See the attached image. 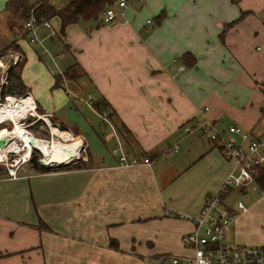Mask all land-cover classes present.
Masks as SVG:
<instances>
[{
    "label": "crops",
    "instance_id": "obj_1",
    "mask_svg": "<svg viewBox=\"0 0 264 264\" xmlns=\"http://www.w3.org/2000/svg\"><path fill=\"white\" fill-rule=\"evenodd\" d=\"M8 1L0 0V56H20L14 67L34 110L57 123L28 129L41 141L53 128L69 131L84 165L39 170L25 160L17 176L0 172V264H146L190 252L183 234L235 167L223 151L224 140H241L230 127L264 133V0H130L126 18H80L64 30L55 14L57 34L39 26L66 58L54 74L45 44L24 31L32 12L25 18ZM50 1L59 9L69 0ZM162 10L160 22H148ZM207 106L218 139L185 129ZM120 142L142 161L121 164L113 152ZM262 191L256 212L248 206L230 230L255 243H236L264 246Z\"/></svg>",
    "mask_w": 264,
    "mask_h": 264
},
{
    "label": "built area",
    "instance_id": "obj_2",
    "mask_svg": "<svg viewBox=\"0 0 264 264\" xmlns=\"http://www.w3.org/2000/svg\"><path fill=\"white\" fill-rule=\"evenodd\" d=\"M130 0H115L108 4L102 11V21L111 23L120 16L127 15V7ZM152 19L149 18L148 22ZM40 24L51 27L49 35L57 34V29L52 25L50 18H43L38 22L33 14L25 21V33L32 42H42L39 34ZM184 69V65L181 66ZM30 96V94H25ZM24 95H8L22 100ZM1 97V91H0ZM209 107L201 109L202 120L196 127L187 126V131L198 128L202 132H207L214 139L221 136V131L207 117L206 111ZM231 132L241 135V140L229 138L223 141V151L227 158L235 161V167L226 177L222 188L217 192L207 194L205 202L200 212L195 216V227L193 230L183 234L182 241L190 248L188 253L163 252L156 256L148 257L146 264H264V246L235 243L230 236V226L238 218L242 211L248 209V205L242 200H236V207L227 202V193L236 188L246 187L259 188L257 175L261 167L264 166V133L254 134L240 125H232ZM113 152L120 156L123 165H132L141 162L137 157H131L129 152L120 142ZM31 154L27 160L31 159ZM15 159V154L7 152L8 171L12 176L18 175L21 163ZM39 161L42 163L41 158ZM145 163L151 164L150 159H145ZM54 166V164H48ZM264 190V188H263Z\"/></svg>",
    "mask_w": 264,
    "mask_h": 264
},
{
    "label": "rangeland",
    "instance_id": "obj_3",
    "mask_svg": "<svg viewBox=\"0 0 264 264\" xmlns=\"http://www.w3.org/2000/svg\"><path fill=\"white\" fill-rule=\"evenodd\" d=\"M32 1V0H31ZM161 1V0H159ZM165 2V0H163ZM162 2V1H161ZM32 9H30L29 12H27V14H25V18L29 15V13L31 12ZM149 18H151L152 20H154V24H156L155 22V15L153 16H149ZM51 22L54 23V21L50 20ZM39 34H40V37H44L43 34L40 32L39 30ZM28 38V37H27ZM26 37L25 38H22L23 42L26 44V43H30ZM49 40H46V41H42L43 44H45V47L43 48L44 49V55H43V58L45 60V62L48 64V69L49 71H53V74L54 73H57L59 72V70H61V64L64 63V61L66 60V58H63L61 57V51L59 52L58 49H56L54 47V45H52L51 43L49 44V46L47 45ZM11 57H14V61H13V65L11 68L14 67V65L16 64L17 61L20 60V56H17L14 54L13 50H7L5 51L1 56H0V73H1V76H2V84L0 86V91L2 90V87L3 85L8 82L7 81V74L6 72H4L3 68L4 66L6 65V63H8L10 60H11ZM2 58V59H1ZM51 69V70H50ZM10 71V70H9ZM71 70H69L68 72H70ZM74 71H71L70 74L72 75ZM68 88H69V85L67 84ZM16 93L12 92V93H6L5 95H3L1 93V97H0V102H6L8 101L7 99V96L8 95H15ZM16 95H19V94H16ZM25 95V94H24ZM20 96V95H19ZM88 113H89V116H94V114L90 111V109L88 107H86ZM22 119V123L23 125L26 127L27 129L32 126V127H49L48 126V123L49 122H52V124L56 125V122L53 120V118L50 116V115H47L45 113H42V112H38V113H30L28 112V115L26 114V116H22L21 117ZM50 120V121H49ZM55 122V123H54ZM13 125V122L11 120H6L5 122H2L0 123V126L3 127V126H7V127H12ZM61 127V126H60ZM65 127V126H63ZM45 129V128H44ZM53 131H55L57 133V138L58 140L60 141H63L65 142V140L63 138H59L61 137V135L63 134V132L65 130H55V128L52 129V133ZM49 133V132H48ZM50 136V134H49ZM37 137V136H36ZM38 139L40 138L39 136L37 137ZM52 138V137H51ZM49 138L48 140L49 141H52V139ZM40 140H47V139H40ZM11 153H14L15 154V159H18V161L21 163V165L23 163H25V151L23 152H11ZM32 155H36L38 157V159H42L43 157V154L41 153V151H39L38 149H33V151L31 152V156ZM28 158V157H27ZM12 158V160H15ZM79 158H73L72 160H70V162H74L76 160H78ZM31 160V159H30ZM30 160H27V164L29 166H32L31 165V161ZM10 161V160H9ZM7 159H0V172L2 171H5V170H8L7 168V165H8V162H9ZM69 163V162H67ZM21 167V166H20ZM263 189H261L260 187L258 189H252L251 187H249V191L247 194H244L243 191H239L237 190L236 188L232 189V191L230 192L228 198H227V201L231 204H234L236 202L237 199H242L246 205L250 206L251 208V211H249V216L254 214V212H256V205H254V202L257 200L259 194H261L263 191ZM252 203V205H251ZM233 225V224H232ZM230 227V230L231 232L233 231L234 233V226ZM237 230H239L237 227H236ZM234 242H241V243H255V241H250L248 239V235L246 234V232H240L238 233L237 235H235L234 237H232Z\"/></svg>",
    "mask_w": 264,
    "mask_h": 264
},
{
    "label": "trees",
    "instance_id": "obj_4",
    "mask_svg": "<svg viewBox=\"0 0 264 264\" xmlns=\"http://www.w3.org/2000/svg\"><path fill=\"white\" fill-rule=\"evenodd\" d=\"M114 1L115 0H69L63 7L57 9L50 0H38L33 4L28 3L27 0H9L8 6H13L16 9L21 8L23 9L24 14L32 9L31 14L35 16L38 22H41L43 18H51L55 14H59L62 18V30H64L68 23L75 22L80 18L94 21L99 20L103 9ZM165 14V10H162L160 13H158L155 17L156 21L160 22L165 17ZM7 81L8 82L3 85L1 90L3 95L9 92H14L19 95L26 94V92H28L27 85L24 83L21 77V65L19 62L8 72ZM52 125L56 126L54 124ZM30 161L32 166H34L36 169L46 170L49 168L43 165L36 155H32ZM83 165V161L78 159L74 162L66 163L62 165V167L76 168ZM257 181L259 182L260 187L264 188V166L261 167L260 172L257 175Z\"/></svg>",
    "mask_w": 264,
    "mask_h": 264
},
{
    "label": "bare ground",
    "instance_id": "obj_5",
    "mask_svg": "<svg viewBox=\"0 0 264 264\" xmlns=\"http://www.w3.org/2000/svg\"><path fill=\"white\" fill-rule=\"evenodd\" d=\"M23 97L21 101H16V98L10 97L8 101L0 102V123L8 119L13 122L12 128L0 129V138L4 135H14L13 140L7 146H0V159H6L8 151H25V160H27L35 148L42 151L43 157H46L49 165L66 163L78 157L80 154L78 144L75 143L74 137L69 131L64 132L61 136L65 142L57 139V133L55 131L52 133V141H41L23 125L22 116L25 117L26 114L28 115V112L36 113L33 100L30 96L24 95Z\"/></svg>",
    "mask_w": 264,
    "mask_h": 264
},
{
    "label": "water",
    "instance_id": "obj_6",
    "mask_svg": "<svg viewBox=\"0 0 264 264\" xmlns=\"http://www.w3.org/2000/svg\"><path fill=\"white\" fill-rule=\"evenodd\" d=\"M13 61H14V57H11V60L8 63H6V65L3 68L4 72H6V73L9 72L10 67H12V65H13ZM1 84H2V76L0 73V86H1ZM13 138H14V135H12V134L4 135L3 137L0 138V146L1 147L7 146L13 140ZM41 161H42L43 165H45V166L48 165L47 159L45 156L42 157ZM62 164H64V163H59V165H62Z\"/></svg>",
    "mask_w": 264,
    "mask_h": 264
}]
</instances>
